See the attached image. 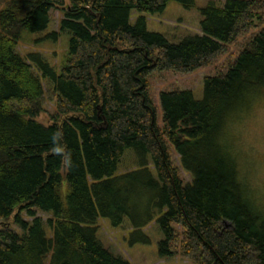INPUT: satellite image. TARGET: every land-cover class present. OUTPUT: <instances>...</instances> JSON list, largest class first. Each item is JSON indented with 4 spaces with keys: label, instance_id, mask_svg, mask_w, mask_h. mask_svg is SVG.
I'll use <instances>...</instances> for the list:
<instances>
[{
    "label": "trees",
    "instance_id": "obj_1",
    "mask_svg": "<svg viewBox=\"0 0 264 264\" xmlns=\"http://www.w3.org/2000/svg\"><path fill=\"white\" fill-rule=\"evenodd\" d=\"M171 1L195 4L0 2V219L18 230L0 229V264H131L98 240L99 221L118 229L128 220L133 244L149 242L143 228L154 219L160 259L264 264V202L244 184L225 131L264 95V0L209 3L200 9L202 33L176 44L149 31L145 17ZM53 8L63 17L48 37L69 35L57 65L17 49L36 43ZM236 42V53L203 79L202 99L190 90L160 92L159 125L151 72H193ZM45 81L55 102L48 125L37 121ZM128 149L140 166L117 173Z\"/></svg>",
    "mask_w": 264,
    "mask_h": 264
},
{
    "label": "rangeland",
    "instance_id": "obj_2",
    "mask_svg": "<svg viewBox=\"0 0 264 264\" xmlns=\"http://www.w3.org/2000/svg\"><path fill=\"white\" fill-rule=\"evenodd\" d=\"M2 1L0 0V2ZM224 2L225 0H195V4L187 9L180 3L171 1L162 13L145 16L147 29L152 32L161 33L170 43L176 44L188 35L202 33L200 28V22L202 20L200 9L203 6L209 3L223 6ZM138 16L139 13L135 11L132 13V24H134ZM62 17L63 12L60 9L53 8L50 11V22L47 29L32 36V39L33 37L35 38L36 43H19L17 47L19 53L25 55L29 52H42L48 57H46L48 62L50 61L57 65L65 51V45L67 49L69 35L68 33H63L56 41L48 37V35L52 31L58 33V24ZM237 47H239L238 42L230 44L228 50L224 54H221L213 64L198 68L193 72L179 73L170 70L151 72L148 78V89L152 101L156 106L158 124L160 125L162 123V111L159 99L161 91L190 90L195 99H202L203 79L206 76L215 75L228 56L231 53H236ZM54 111V97L49 89L48 83L45 81L44 112L37 117V121L42 125H48ZM225 131L229 137L232 151L236 155L244 184L252 195L258 198L259 201L264 202V95L262 98L256 100L240 117L228 120ZM171 151L173 161L179 165L178 155L175 153L173 147H171ZM139 166L140 163L134 150L128 149L118 163L117 173L136 169ZM150 170L155 174L152 168ZM181 176L185 181L190 180L189 174L182 169ZM35 211L43 218L49 217L50 215L37 209ZM6 226L16 230L11 222L0 219V229ZM44 231L49 237L51 230L47 224H45ZM132 231L129 227L128 220L125 221L123 228L118 229L111 227L107 221L100 220L96 236L103 246L112 249L116 254L123 255L131 264H189L180 257L159 258L158 242L163 236L156 219L152 220L143 228V233L149 239L148 243L131 244L130 237Z\"/></svg>",
    "mask_w": 264,
    "mask_h": 264
}]
</instances>
